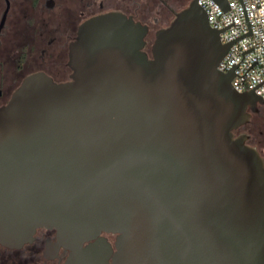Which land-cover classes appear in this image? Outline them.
I'll list each match as a JSON object with an SVG mask.
<instances>
[{
  "label": "water",
  "instance_id": "water-1",
  "mask_svg": "<svg viewBox=\"0 0 264 264\" xmlns=\"http://www.w3.org/2000/svg\"><path fill=\"white\" fill-rule=\"evenodd\" d=\"M147 33L93 17L70 45L71 81L32 74L0 105V243L46 227L69 264H264V158L236 133L264 100L219 70L230 45L198 0L152 58Z\"/></svg>",
  "mask_w": 264,
  "mask_h": 264
},
{
  "label": "flooded vegetation",
  "instance_id": "flooded-vegetation-1",
  "mask_svg": "<svg viewBox=\"0 0 264 264\" xmlns=\"http://www.w3.org/2000/svg\"><path fill=\"white\" fill-rule=\"evenodd\" d=\"M192 0H0V22L9 6L0 35V105L9 102L24 80L44 73L56 83L72 80L70 45L81 25L96 16L119 12L147 26L144 51L152 58L157 32L167 27L177 12ZM187 5V6H188ZM186 6V7H187ZM247 124L237 130L250 134L248 143L258 148L255 131L262 124L264 104L256 106ZM114 243L115 235L105 234ZM89 244L85 243L84 246ZM71 249L56 229L40 227L34 239L20 248L0 243V264H69Z\"/></svg>",
  "mask_w": 264,
  "mask_h": 264
},
{
  "label": "built area",
  "instance_id": "built-area-1",
  "mask_svg": "<svg viewBox=\"0 0 264 264\" xmlns=\"http://www.w3.org/2000/svg\"><path fill=\"white\" fill-rule=\"evenodd\" d=\"M227 2L226 9L217 0H198L221 42L230 45L218 68L234 73L235 90L254 91L264 100V0Z\"/></svg>",
  "mask_w": 264,
  "mask_h": 264
},
{
  "label": "rangeland",
  "instance_id": "rangeland-1",
  "mask_svg": "<svg viewBox=\"0 0 264 264\" xmlns=\"http://www.w3.org/2000/svg\"><path fill=\"white\" fill-rule=\"evenodd\" d=\"M188 5V3L187 4H185V7ZM261 121H262V124H261V126L258 128V130L257 131H255V133H254V136H256L261 142L259 143V146H258V150H259V152H260V154L263 156V158H264V112H263V117H262V119H261ZM241 132H243V131H238V133H241ZM251 143V142H250ZM249 143V144H250ZM251 145V144H250Z\"/></svg>",
  "mask_w": 264,
  "mask_h": 264
}]
</instances>
